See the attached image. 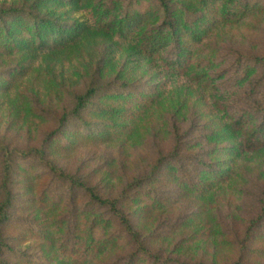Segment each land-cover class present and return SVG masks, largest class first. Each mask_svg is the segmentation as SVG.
I'll list each match as a JSON object with an SVG mask.
<instances>
[{
    "label": "rangeland",
    "instance_id": "rangeland-1",
    "mask_svg": "<svg viewBox=\"0 0 264 264\" xmlns=\"http://www.w3.org/2000/svg\"><path fill=\"white\" fill-rule=\"evenodd\" d=\"M225 1L209 8L206 37L177 72L147 56L137 37L107 26L112 17L156 14L158 0H0V12L20 10L0 15V205L11 198L10 219L0 224L3 264H117L136 249L106 208H87L90 196L71 193L42 159L105 198L124 196L120 208L164 257L264 264V147L235 153L243 131L225 105L264 69L238 86L223 83L241 54L264 56V1L252 0L256 10L242 18L225 17ZM32 14L69 27L72 41L29 47ZM156 16L143 26L163 20ZM38 150L44 156L19 157ZM204 162L228 177L200 194L199 180H211Z\"/></svg>",
    "mask_w": 264,
    "mask_h": 264
},
{
    "label": "trees",
    "instance_id": "trees-1",
    "mask_svg": "<svg viewBox=\"0 0 264 264\" xmlns=\"http://www.w3.org/2000/svg\"><path fill=\"white\" fill-rule=\"evenodd\" d=\"M158 0V9L163 13V20L152 26L144 27L143 25L150 19L157 17L156 14H148V12H134L132 14H126L124 18L117 19L112 17L107 22V26L110 29H116L117 33L121 37L126 38L129 34L135 36L140 41L142 51L149 57H160L163 61L164 66L173 71H181L189 67L192 58L193 45L201 44L205 34L203 31H208L212 21L207 20V12L214 2L217 0ZM264 1V0H263ZM173 2V3H172ZM176 3L180 6L177 7ZM227 11L225 17H235L238 15L239 18L246 17L248 14L256 10L254 2L252 0H226L224 2ZM196 6L200 9V12L193 10L191 7ZM184 15L181 14V11ZM205 9V11H204ZM15 11L12 10L6 12H0L2 18L9 16ZM203 11V13H202ZM180 12V15H179ZM205 18L202 19V15ZM187 16V17H186ZM32 20L30 25L26 27L29 36V47L33 45L40 51H48L52 49H60L68 45L73 36L70 34V28L65 27L62 24H57L45 17H39L32 14ZM191 19V20H189ZM73 31L77 28L72 25ZM86 28L81 27L77 32L83 33ZM11 34V32L9 31ZM257 67L264 69V56H252L241 54L236 62L231 77L225 80L223 83L232 88L240 85L244 82L249 75ZM22 74L18 71V75ZM264 87V75L257 81L244 86L239 93L231 94L226 97V104L228 112L232 117L231 126L235 130H242V138L239 146L235 148V153L254 151L264 147V91L260 93L259 84ZM90 93L85 94L81 97L79 109H82L87 105V99ZM78 109V110H79ZM2 149V148H0ZM33 154L44 156L43 150L34 152L22 151L19 153L20 158H29ZM175 161L181 163L180 159L182 156L174 155ZM184 158H189L185 157ZM14 160H12V153L6 158L5 166V182L4 187L8 193L9 186L8 181L10 174L14 170ZM42 165L47 167V170L53 172L56 176H59L60 181L64 184H70L71 193H76L77 189L82 190L85 194L89 195L90 198L86 202L87 208H106L110 214V217L116 218L121 224V230L124 231L125 235L131 238V241L136 244V249L125 256L121 263L117 264H207L204 261L198 263H187L179 258L164 257L160 251H154L150 249L147 242L141 237V233L135 230L130 217L120 208V205L126 201L124 196L110 199L105 198L98 192V189L94 186H89L86 183L80 181L76 176L70 173L64 172L63 170L56 167L53 163L48 162L44 159L41 160ZM204 173L208 175L211 173L210 179L202 181V191L200 194L212 191L216 185L215 183H222L227 179V175L224 174L227 170H218L215 173V167L207 162H204ZM189 178V177H188ZM187 177H184V181L190 182ZM191 179V178H190ZM214 180V181H212ZM199 189V188H198ZM11 205V198L6 200L0 205V224L8 221L10 215H8L7 207ZM120 235V232L118 233ZM120 236L114 238L115 242ZM2 230L0 229V255L2 253ZM104 249L99 250V252ZM93 248L86 247L83 255L85 261ZM4 262L0 261V264ZM231 264H245L239 259L235 263Z\"/></svg>",
    "mask_w": 264,
    "mask_h": 264
}]
</instances>
